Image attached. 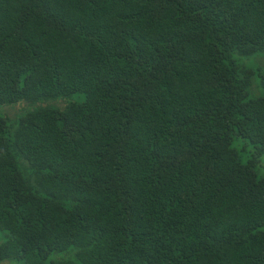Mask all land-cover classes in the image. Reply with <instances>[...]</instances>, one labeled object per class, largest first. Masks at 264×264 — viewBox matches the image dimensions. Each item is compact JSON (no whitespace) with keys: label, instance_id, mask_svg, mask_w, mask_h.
Masks as SVG:
<instances>
[{"label":"trees","instance_id":"1","mask_svg":"<svg viewBox=\"0 0 264 264\" xmlns=\"http://www.w3.org/2000/svg\"><path fill=\"white\" fill-rule=\"evenodd\" d=\"M0 264H264V0H0Z\"/></svg>","mask_w":264,"mask_h":264},{"label":"rangeland","instance_id":"2","mask_svg":"<svg viewBox=\"0 0 264 264\" xmlns=\"http://www.w3.org/2000/svg\"><path fill=\"white\" fill-rule=\"evenodd\" d=\"M1 109H4V111L7 113V114H11L13 113V107H10V106H7V107H0V110Z\"/></svg>","mask_w":264,"mask_h":264}]
</instances>
